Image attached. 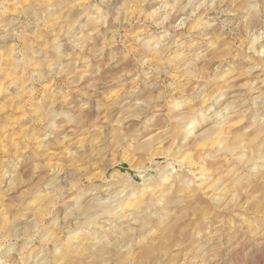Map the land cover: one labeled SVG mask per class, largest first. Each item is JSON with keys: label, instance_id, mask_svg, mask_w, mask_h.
Segmentation results:
<instances>
[{"label": "clouds", "instance_id": "9594fccd", "mask_svg": "<svg viewBox=\"0 0 264 264\" xmlns=\"http://www.w3.org/2000/svg\"><path fill=\"white\" fill-rule=\"evenodd\" d=\"M0 264H264V0H0Z\"/></svg>", "mask_w": 264, "mask_h": 264}]
</instances>
